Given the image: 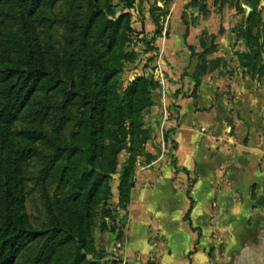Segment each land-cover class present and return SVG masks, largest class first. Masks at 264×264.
<instances>
[{
  "label": "crops",
  "instance_id": "crops-1",
  "mask_svg": "<svg viewBox=\"0 0 264 264\" xmlns=\"http://www.w3.org/2000/svg\"><path fill=\"white\" fill-rule=\"evenodd\" d=\"M190 2L173 1L169 23L152 42L165 63L164 104L179 106L183 116L172 136L175 163L186 172L163 158L140 177L137 171L124 259L264 264V77L241 66L238 54L248 49L234 29L236 12L219 13L207 0L205 16L201 7H187ZM154 31V24L146 26L147 37ZM204 33L216 36L217 49L195 87L199 57L189 46L202 53ZM177 205L180 215L173 217Z\"/></svg>",
  "mask_w": 264,
  "mask_h": 264
},
{
  "label": "rangeland",
  "instance_id": "rangeland-1",
  "mask_svg": "<svg viewBox=\"0 0 264 264\" xmlns=\"http://www.w3.org/2000/svg\"><path fill=\"white\" fill-rule=\"evenodd\" d=\"M173 1L175 0H136L134 9L125 11L131 13L134 30L131 34V41L124 44L121 57L116 56L113 52L117 42L113 46L110 45L114 38L119 37L120 33L111 31L107 35H102L101 25L96 21L88 35L86 33L85 37L79 38L73 30L71 31V22L63 21L66 19L74 20L76 0H63L55 5L43 2L37 11L31 13L23 0H13L0 9V54H7L4 51L5 44L9 42L10 37L21 38L26 44L27 50L40 55L47 65H58L62 71L67 90H70L72 81L79 83L82 80L85 73L82 62L85 58L90 60L92 57H99L104 65L117 68L119 72L116 79H112L110 83L113 84L114 90L122 99V105H126L125 126L130 133L126 147L118 156V175H114L109 182L111 199L107 202L92 200L91 203H84L85 193H82L84 191L78 190L72 184L75 176L73 173L71 181L64 178L52 182L49 179H43V171L46 167L43 161L32 159L24 162L20 159L19 151L28 146L24 131L38 126V121H34L33 115L35 107L26 111L27 114L21 115L7 132L0 131V187H4L6 182L10 188L14 184L17 185L16 191L14 188L12 190L32 226L46 230L53 228L57 223L64 230H71L74 238L71 243L56 248L51 259L45 262L38 261V256L46 245L45 239H41L27 252H24L23 248L12 264H76V260L80 256H82L80 264H113L110 261L115 259H121L123 263L126 261V264H151L148 260L143 263L140 258L131 259L128 257L125 260V244L131 228L130 208L138 181L137 171L140 177V174L157 159L163 158L168 164L178 159L175 153L177 145L172 136V131L180 125L183 116L179 106L169 101L164 104L165 96L162 94V88L154 74L158 54L152 45L157 30L155 20L160 19V24L163 27L169 23ZM203 2L201 0L198 5L196 4L191 8L194 11V8L202 6L204 14L207 16L211 13V9L210 11L207 10V6L204 7ZM210 2L211 8L215 7L219 13H229L233 10L236 12L233 13L235 17L232 22L235 24L234 29H236L238 40L242 43L243 39L240 37L246 26V19L253 10L257 11L256 22L259 25L264 23V0H210ZM99 3L105 5L106 0H99ZM243 5L253 9L249 15H246V9ZM118 15L119 13H117ZM199 16L197 11V15H192L190 21L195 22ZM259 19H261V23ZM83 22L84 19L82 18L76 25H81ZM150 23L155 25L154 36L147 37L146 26ZM83 38L84 44L80 40ZM203 38L210 40V35L204 33ZM138 78L152 81V105L141 113L142 128L148 132V140L141 145V151L135 157L134 173L128 180L133 184V187L129 192V200L126 202L121 195L120 174L132 157L133 138L130 130L135 119L129 104L132 100L130 94L132 83ZM101 82L96 78L93 79L94 84H99L96 86L100 93L99 100L104 102L106 99L109 100L110 95H105L102 92L101 86L104 84ZM87 89H89L88 86ZM171 95L175 96L172 93ZM39 96L45 106L61 104L63 101V95L53 91L47 93L41 91ZM70 109L72 110L66 114L63 113V110L57 109L56 112L52 109V112L60 114L63 120H65V116L72 119L68 120L66 125L64 124L65 127L60 133L61 141L65 146H71L80 139L79 131L75 126V121H73V116L76 115L77 111L75 108ZM41 110L44 113L45 109ZM99 115L97 117L100 119ZM45 129L49 132L48 136L53 140L56 134L52 127L47 125ZM102 134L99 133L100 143L108 145V138L105 139ZM84 138L82 142L87 149L88 140L86 136ZM53 143L55 141L50 143V141L45 140V144L33 145L53 152ZM148 155L154 156L155 159L149 160ZM85 158V156H76L72 159H81L80 171L86 164ZM14 161L17 164H12ZM65 163L73 166L72 161L65 160ZM194 179L195 174L193 173L190 180ZM76 194L81 196L79 200H75ZM107 210L110 212V216L106 215ZM156 210H158L157 207ZM171 214L173 217H178L180 206H174ZM81 240L84 242L83 248H81L82 245L80 247Z\"/></svg>",
  "mask_w": 264,
  "mask_h": 264
},
{
  "label": "trees",
  "instance_id": "trees-1",
  "mask_svg": "<svg viewBox=\"0 0 264 264\" xmlns=\"http://www.w3.org/2000/svg\"><path fill=\"white\" fill-rule=\"evenodd\" d=\"M12 1L0 0V9L3 5L10 4ZM23 1L28 5L31 13L37 11L43 2L55 5L63 0ZM76 1V17L74 15V20H63L66 23L71 22V31L73 30L79 38L85 37L86 33L88 35L92 26L98 21L101 25L102 35H107L111 31L120 33L119 37L114 38L115 40L113 39L110 45L113 46L117 42L113 52L116 56L121 57L124 44L131 41V34L134 30L132 28L131 13L125 11L134 9L136 0H106L105 5L100 4L99 0ZM199 2L201 0H192L187 7L198 5ZM200 7L202 8V6ZM204 7L206 6L204 5ZM256 12V10H253L247 17L245 29L240 37L243 39L248 51L239 53L238 57L244 69L264 77V23H261V19H259L260 25L256 22ZM117 13H119L118 16ZM82 18L84 19L83 24L76 25ZM184 22L189 26L185 19ZM155 23L157 30L154 37H158L161 35L162 25L160 19L155 20ZM80 40L84 44V38ZM200 40L204 49L202 53H196L194 47L189 46L192 56L199 57L198 66L192 77L195 87L200 84L201 78L209 72L207 56L217 49L216 36L210 35V40H207L202 35ZM27 49L21 38L10 37L9 42L5 44L4 51L7 54H0V131L7 132L21 115L27 114L26 111L31 107H35L33 115L34 121H38V126L24 131L28 146L19 151L20 159L24 162L32 159L43 161L46 165L43 171V179H49L52 182L64 178L71 181L73 173L75 176L72 184L78 190L84 191L82 192L85 193L84 203H91L92 200L107 202L111 199L109 182L114 175H118V156L126 147L128 135L130 134L125 126L126 105H122V99L114 90L113 84L110 83L112 79H116L119 70L104 65L99 57H92L90 60L85 58L82 62L85 70L82 80L79 83L72 81L70 90H67L64 85L62 71L58 65H47L40 55ZM95 78L102 81L101 84H104L101 86L102 92L105 95H110L109 100L106 99L104 102H100V93L96 87L99 84L93 83ZM151 85L152 81L145 78H138L132 83L130 93L132 100L129 104L135 119L130 130L133 138L132 157L122 174H120L121 195L126 202L129 200V192L133 187V184L128 180L134 173L135 157L140 153L141 145L148 140V132L142 128L143 123L140 118L142 111L152 105ZM87 86L89 89H87ZM41 91L45 93L53 91L63 95L62 103L45 106L39 96ZM70 108H75L77 111L76 115L73 116V121H75V126L79 131L80 139L71 146H65L61 141L60 133L68 120L72 119L65 116V120H63V117L60 114H54L52 109L56 112L57 109L63 110V113L66 114L72 110ZM41 109H45L44 113ZM97 115L101 118L99 119ZM47 125H50L56 134L53 140L48 136L49 132L45 129ZM99 131L103 133L102 137L108 138V145L100 143ZM84 136L88 140L87 149H85L84 142H82L85 139ZM45 140L50 141V143L55 141L52 145L53 152H48L33 145L37 143L45 144ZM76 156L86 157V164H84L85 166L81 171L79 170L81 159L72 160ZM148 158L149 160L155 159L151 155H148ZM65 160L72 161L73 166L66 164ZM12 164H17V162L14 161ZM171 165L177 171L186 172V170L180 169L175 162H172ZM8 185V182H6L4 187H0V264H12L23 248L24 252H27L30 247L39 243L41 239H45L46 245L41 250L38 261H49L56 248L63 247L73 241L71 230H64L57 223L53 228L46 230L32 226L25 212L19 206L17 196H15L14 191H16L17 185H13L14 191ZM76 195L75 200H79L81 196ZM106 215L110 216L108 210ZM186 219H188V215ZM80 247H84L83 240H81ZM81 258L82 256L77 258L76 264H80ZM110 262L119 264L122 263V260L115 259Z\"/></svg>",
  "mask_w": 264,
  "mask_h": 264
},
{
  "label": "built area",
  "instance_id": "built-area-1",
  "mask_svg": "<svg viewBox=\"0 0 264 264\" xmlns=\"http://www.w3.org/2000/svg\"><path fill=\"white\" fill-rule=\"evenodd\" d=\"M155 78L157 79L159 85L161 86L162 90L166 89V83H167V78H166V73H165V63L162 60L161 57H158L156 60V65H155ZM167 118V116H166Z\"/></svg>",
  "mask_w": 264,
  "mask_h": 264
},
{
  "label": "water",
  "instance_id": "water-1",
  "mask_svg": "<svg viewBox=\"0 0 264 264\" xmlns=\"http://www.w3.org/2000/svg\"><path fill=\"white\" fill-rule=\"evenodd\" d=\"M243 7L246 9V15H249L252 9L249 6L243 5Z\"/></svg>",
  "mask_w": 264,
  "mask_h": 264
}]
</instances>
